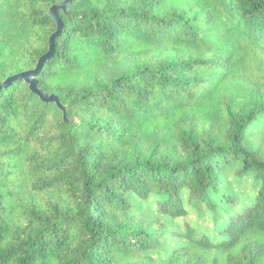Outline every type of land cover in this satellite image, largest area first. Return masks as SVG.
<instances>
[{
	"label": "trees",
	"instance_id": "16d2710c",
	"mask_svg": "<svg viewBox=\"0 0 264 264\" xmlns=\"http://www.w3.org/2000/svg\"><path fill=\"white\" fill-rule=\"evenodd\" d=\"M61 0H0V80L35 67ZM38 86L0 89V264H264V0H72ZM255 124V125H254ZM237 170L231 172L236 162ZM248 175L239 206L222 176ZM228 186V185H227ZM187 201L212 228L168 229ZM231 196V197H230ZM236 210H232L233 208Z\"/></svg>",
	"mask_w": 264,
	"mask_h": 264
},
{
	"label": "rangeland",
	"instance_id": "374dc122",
	"mask_svg": "<svg viewBox=\"0 0 264 264\" xmlns=\"http://www.w3.org/2000/svg\"><path fill=\"white\" fill-rule=\"evenodd\" d=\"M254 64L250 63L249 70L244 73L243 78L247 83L249 99L264 100V81L255 76ZM262 122L257 123L251 131L250 136L245 140V145L257 153L259 157L264 158V117L261 118ZM240 166L239 161L236 162L231 172L238 169ZM224 185L226 184V191L232 195H237L239 206L245 200V194L253 188V182L248 175H244L240 180L237 179L233 173H227L222 176ZM228 185V186H227ZM231 197V196H230ZM135 206L139 207L140 213L148 217L159 216L167 224L168 229H171L165 234V243L162 247V252L181 244L182 239L175 236L176 230L183 231L187 225H202L212 228V218L205 211H199L198 208L192 203L187 201L188 214L185 216L171 218L170 216L162 213L158 209V204L154 196H149L145 199H135ZM232 210H236L234 207Z\"/></svg>",
	"mask_w": 264,
	"mask_h": 264
},
{
	"label": "water",
	"instance_id": "95a60500",
	"mask_svg": "<svg viewBox=\"0 0 264 264\" xmlns=\"http://www.w3.org/2000/svg\"><path fill=\"white\" fill-rule=\"evenodd\" d=\"M71 1L72 0H61V1H58L56 3H53L49 7L48 13L51 17H53L55 19V21L57 23V28L49 37V48H48V50L39 57L35 67L19 71L17 73H14V74L7 76L3 80H0V89L2 87H6L10 83H12L14 80H21V79L26 80L29 83L31 90L34 91L35 93H37L43 100L55 101L59 105V107L63 110V116L65 119H67V113H66L65 105L60 102L59 97L56 93H48L38 86L37 76H38L45 60L54 51V49H55V38L57 35H59V33L61 31L62 21L57 14V10L61 9V8L64 9Z\"/></svg>",
	"mask_w": 264,
	"mask_h": 264
}]
</instances>
